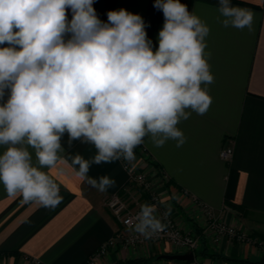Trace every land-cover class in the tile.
Listing matches in <instances>:
<instances>
[{
  "label": "clouds",
  "instance_id": "clouds-1",
  "mask_svg": "<svg viewBox=\"0 0 264 264\" xmlns=\"http://www.w3.org/2000/svg\"><path fill=\"white\" fill-rule=\"evenodd\" d=\"M95 2L0 0V183L24 203L62 202L41 168L67 163L59 155L65 134L69 147L80 141L96 149L91 159L71 157V165L82 181L106 192L115 180L90 177L92 165L134 160L145 138L157 148L169 140L182 147L178 125L193 112L206 114L212 103L210 29L186 4L155 0L164 17L156 47L139 14L110 10L105 22ZM218 11L223 27L252 30L251 9L218 0ZM157 212L156 204H141L131 230L145 239L163 232Z\"/></svg>",
  "mask_w": 264,
  "mask_h": 264
},
{
  "label": "crops",
  "instance_id": "crops-1",
  "mask_svg": "<svg viewBox=\"0 0 264 264\" xmlns=\"http://www.w3.org/2000/svg\"><path fill=\"white\" fill-rule=\"evenodd\" d=\"M154 2L96 0L93 6L105 22L110 10L123 8L139 14L148 25V38L158 47L164 17ZM180 2L210 29L205 53L214 76V82L207 86L212 103L206 114L193 112L178 125L186 137L182 147L169 140L157 148L145 138L134 150L135 159L125 161L133 169L146 172L165 210L183 231L206 228L205 205L225 224L260 240L264 238V0H231L234 6L251 9L255 14L251 31L223 27L218 0ZM61 144L59 155L67 163L41 168L57 183L63 197L55 208L24 203L20 196H9L0 183V264H34L33 258L40 264H84L119 231L120 224L105 207L104 199L120 192L127 183L128 172L122 160L92 165L90 177L107 175L116 182L100 192L82 181L71 165V157L80 154L91 159L96 149L80 141H73L69 147L67 134ZM226 145L233 147L230 162L219 157ZM4 150L5 146H0V153ZM29 151L33 165L39 166L34 150ZM162 174L170 180L169 186L163 184ZM228 202L239 206V210ZM200 246L207 253L206 264H240L239 260L264 255L256 244L227 237L214 245L209 234L202 236ZM179 252L164 241L128 248L116 246L95 264H124L137 258L147 260L138 264H184L158 258Z\"/></svg>",
  "mask_w": 264,
  "mask_h": 264
},
{
  "label": "built area",
  "instance_id": "built-area-1",
  "mask_svg": "<svg viewBox=\"0 0 264 264\" xmlns=\"http://www.w3.org/2000/svg\"><path fill=\"white\" fill-rule=\"evenodd\" d=\"M233 156V147L226 145L219 151V157L224 162H230ZM122 160L123 168L128 172L127 183L121 188L120 192L109 194L104 199L105 207L110 211L113 217L119 222V231L109 238L86 260L84 264H95L102 256L107 254L111 248L119 246L121 248L133 247L146 242L164 241L182 252H192L191 260L184 264H206L198 256L202 236L209 234L210 242L217 245L224 237L240 243H249L257 245L256 239L247 236L246 233L240 232L236 228L229 226L218 219L205 205H203L207 226L199 232L183 231L180 229L171 218L167 210L162 205V198L156 192L152 182L145 171L133 169L129 163ZM161 180L164 185H167L168 178L161 175ZM156 204L158 207L157 215L163 219L167 225L163 232L158 233L152 238L145 239L131 230V224L134 217L139 211V207L143 203ZM258 246V245H257ZM260 247V246H258ZM34 264H40V261L33 258Z\"/></svg>",
  "mask_w": 264,
  "mask_h": 264
},
{
  "label": "trees",
  "instance_id": "trees-1",
  "mask_svg": "<svg viewBox=\"0 0 264 264\" xmlns=\"http://www.w3.org/2000/svg\"><path fill=\"white\" fill-rule=\"evenodd\" d=\"M167 185L170 184V180H168V182L166 183ZM228 205H230L231 207L235 208L236 210H239V206H237L236 204H233L231 202H228ZM210 256H217L216 254H211ZM146 259H142V258H137V259H132V260H128L125 261L124 264H138L141 262H146ZM184 263H186V261H183ZM240 264H264V255L259 258V259H244V260H239L238 261Z\"/></svg>",
  "mask_w": 264,
  "mask_h": 264
},
{
  "label": "water",
  "instance_id": "water-1",
  "mask_svg": "<svg viewBox=\"0 0 264 264\" xmlns=\"http://www.w3.org/2000/svg\"><path fill=\"white\" fill-rule=\"evenodd\" d=\"M193 257L192 252H184V253H164L158 256L159 259H164V260H176V261H188L191 260Z\"/></svg>",
  "mask_w": 264,
  "mask_h": 264
},
{
  "label": "rangeland",
  "instance_id": "rangeland-1",
  "mask_svg": "<svg viewBox=\"0 0 264 264\" xmlns=\"http://www.w3.org/2000/svg\"><path fill=\"white\" fill-rule=\"evenodd\" d=\"M240 232H244V231H241V230H240ZM244 233H246V232H244ZM246 234H247V236L251 237L252 239H253V238L256 239V243H257V245L260 246L259 248H260L262 251H264V238H260V240H259L258 237H254V236H252L251 234H248V233H246ZM200 245H201V243H200ZM199 250H200V251L198 252V256H199L202 260L205 261L204 257L206 256L207 253H205L203 249L201 250V246H200V249H199Z\"/></svg>",
  "mask_w": 264,
  "mask_h": 264
}]
</instances>
